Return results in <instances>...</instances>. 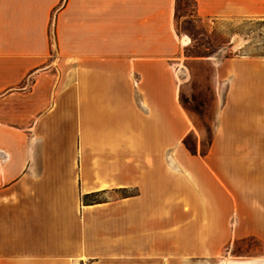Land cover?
<instances>
[{"label":"crops","instance_id":"0c3cea01","mask_svg":"<svg viewBox=\"0 0 264 264\" xmlns=\"http://www.w3.org/2000/svg\"><path fill=\"white\" fill-rule=\"evenodd\" d=\"M178 1L0 0V264H264V56L215 63L191 152Z\"/></svg>","mask_w":264,"mask_h":264},{"label":"rangeland","instance_id":"374dc122","mask_svg":"<svg viewBox=\"0 0 264 264\" xmlns=\"http://www.w3.org/2000/svg\"><path fill=\"white\" fill-rule=\"evenodd\" d=\"M176 30L188 38L183 47L184 74L180 80V104L199 133L188 135V144L207 147L220 99L213 88L215 63L224 58L264 54V18H200L191 1H178ZM223 87L221 88V90Z\"/></svg>","mask_w":264,"mask_h":264},{"label":"trees","instance_id":"16d2710c","mask_svg":"<svg viewBox=\"0 0 264 264\" xmlns=\"http://www.w3.org/2000/svg\"><path fill=\"white\" fill-rule=\"evenodd\" d=\"M256 56H264V54L256 55ZM187 138H188V136L184 138V140H183L184 144L186 145V147H187L191 152H195V147L192 146V145H190V144H188V142H187Z\"/></svg>","mask_w":264,"mask_h":264}]
</instances>
